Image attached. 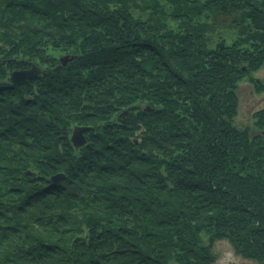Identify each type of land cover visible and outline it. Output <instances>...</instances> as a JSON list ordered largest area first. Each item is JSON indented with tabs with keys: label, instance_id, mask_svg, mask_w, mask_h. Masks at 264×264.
I'll return each instance as SVG.
<instances>
[{
	"label": "trees",
	"instance_id": "obj_1",
	"mask_svg": "<svg viewBox=\"0 0 264 264\" xmlns=\"http://www.w3.org/2000/svg\"><path fill=\"white\" fill-rule=\"evenodd\" d=\"M217 240L264 264V0H0V264H213Z\"/></svg>",
	"mask_w": 264,
	"mask_h": 264
},
{
	"label": "rangeland",
	"instance_id": "obj_2",
	"mask_svg": "<svg viewBox=\"0 0 264 264\" xmlns=\"http://www.w3.org/2000/svg\"><path fill=\"white\" fill-rule=\"evenodd\" d=\"M54 56L60 58V62L63 66L67 63H70L75 56L72 52H51ZM64 58H68L66 62H63ZM35 63H32L35 67L40 70L45 68L44 65H39L36 60ZM261 74H256V78H258ZM19 84V83H18ZM237 96L239 99L238 105V114L236 118V123L239 125H248L250 126L252 123V112H254L257 108L263 105L262 96H258L253 92L252 84L249 82H242L237 89ZM75 129L73 127L72 131ZM72 133V132H71ZM213 252L216 255V260L213 264H255L249 260L241 258L239 255H236L227 240H217L213 246Z\"/></svg>",
	"mask_w": 264,
	"mask_h": 264
},
{
	"label": "water",
	"instance_id": "obj_3",
	"mask_svg": "<svg viewBox=\"0 0 264 264\" xmlns=\"http://www.w3.org/2000/svg\"><path fill=\"white\" fill-rule=\"evenodd\" d=\"M68 58H64L63 62H66ZM41 74V70L34 65H32L29 69L27 70H22V71H14L10 75V81L13 84H18L21 83L27 79H32L35 78ZM88 128L85 127H75V129L71 133V141L75 147L82 146L85 143V138L83 136V133L87 130Z\"/></svg>",
	"mask_w": 264,
	"mask_h": 264
}]
</instances>
